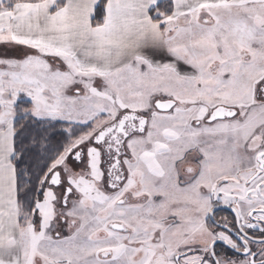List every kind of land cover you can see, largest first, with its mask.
I'll return each mask as SVG.
<instances>
[{"label":"snow or ice","instance_id":"snow-or-ice-1","mask_svg":"<svg viewBox=\"0 0 264 264\" xmlns=\"http://www.w3.org/2000/svg\"><path fill=\"white\" fill-rule=\"evenodd\" d=\"M0 264H264V0H0Z\"/></svg>","mask_w":264,"mask_h":264}]
</instances>
